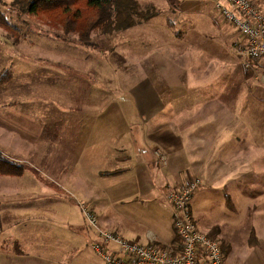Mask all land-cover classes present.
I'll use <instances>...</instances> for the list:
<instances>
[{"label": "rangeland", "instance_id": "374dc122", "mask_svg": "<svg viewBox=\"0 0 264 264\" xmlns=\"http://www.w3.org/2000/svg\"><path fill=\"white\" fill-rule=\"evenodd\" d=\"M12 1L0 0V10L12 25L19 28L16 35L8 31V36L7 31L0 26V77H3L5 70L12 73L10 80L0 82V150L8 159L23 164L24 168L17 175H0V215L3 221L0 230V258L9 254L20 257L24 253V258H31L36 254L32 253V247H26V241L32 243L35 240L42 243L37 247L41 249L37 253L39 258L47 255L42 253V249L53 253L57 247H53L52 241L62 245L66 242L70 233L68 223L74 225L71 218L81 227L83 225L84 231L89 233L87 239L90 245L95 239V234L89 229L78 205L79 202L91 204L89 200L93 198H88V192L82 190L86 186L97 189L94 200L96 204H101V216L111 218L115 228L130 239H136L138 235L152 228L150 216L156 214L157 207L171 208L174 215L165 190L167 184L165 181H159L161 177L157 183L145 176L142 181L128 183L124 178H117V174H105V171L117 168V159L114 158L117 156V117H113L117 113V91L114 89L117 87V79L115 71L110 68L114 61L117 63L119 59L117 53L121 52V56L132 58L131 63L146 64L147 50L151 49L153 44V47L156 46L153 42L155 39L151 37H158L157 45H163L165 39L161 38L160 34L169 38L170 35L166 34V31H169L178 39L177 34L184 32L186 38L189 36L188 39L193 42V35L187 32H195L190 24L194 19L203 28L211 25L207 21H213L226 37L222 42L225 46H230L233 41L230 49L232 61L235 59L234 81L245 77L246 74V79L256 82L264 90V58L251 60V66L245 64L244 57L238 50L245 42L243 35L216 9L212 0H206L204 4L201 3L202 0H196L197 5L189 0H138L143 8H156L157 15L148 20L137 18L133 26L114 34L103 35L96 31L89 43L81 42L77 34L65 33L63 25L57 21L34 16L12 6ZM252 1L264 11V0ZM210 27L212 29V26ZM17 41L18 43H15ZM175 42L172 39L171 45L182 44ZM197 42L195 40L194 44ZM161 49L160 47V53ZM218 49L219 59L216 63L220 67L219 77L222 74L220 70L225 66L221 58L226 56L224 48ZM181 50L179 53L183 55L184 48ZM177 53H171V58L177 59L173 62L182 65L192 63L187 59V54L178 56ZM225 54L228 56V53ZM240 58L242 66L236 64ZM181 59L185 63L180 62ZM258 61L263 63L261 67ZM89 62L103 70L99 74L105 79L103 83L100 81L99 85L104 88L100 92L104 100L87 106L81 102L75 103L74 99L72 105L73 101L66 92L68 87H73L76 95L97 93L98 85L93 86L87 82L79 81L72 83L74 86L67 85V76L70 73L66 69L77 65L79 70H83L81 65H88ZM52 65L61 66L58 67L57 74L49 71ZM90 74L98 75L93 72ZM223 77H226L225 74ZM259 89L260 91L253 87L244 89L238 107L239 111L244 112L250 107L251 119H234L233 126L230 127L232 129L226 136L229 143L241 145V140L247 138L242 135V129H246L250 123L248 138L257 142L256 146L251 145L247 152L249 160L244 161V172L249 168L247 177L243 178L244 188L240 189V185L234 183L205 186L206 190H200L192 204L193 214L202 231L205 232L211 225L221 224L223 231L232 234L239 244L244 242L245 248L239 249V252L241 255L246 253L244 261L248 260L249 264H264V239L263 246L249 245L247 233L248 228L251 229L256 223L255 213L260 212V207H264V201L258 200L252 194L248 197L243 194L246 187L251 188L253 192L264 188V91ZM125 96L127 97L126 93ZM252 123L261 125L260 132L253 130ZM81 128L88 131V147L81 150L77 148L78 144L71 156V152L66 149V143L71 140L70 134L81 131ZM262 132V143H259L257 135ZM100 153H104L102 159ZM70 175L74 178H69ZM76 178L83 183L74 185ZM85 181H88V185ZM55 189L62 195L56 196ZM68 191H71L70 195ZM7 193L17 196H10L8 202L6 196L2 197V194ZM262 195L264 193L260 196ZM47 206L54 210L63 209L61 217L49 219L46 214L36 211L46 209ZM68 215L69 221L66 217ZM261 221L264 222V216ZM219 230L216 226L210 231ZM234 230L236 232H233ZM260 234L264 238L262 229ZM252 235L251 231V237ZM22 241L26 251L20 253L17 244ZM86 247L87 243L77 256L88 258L89 263L95 262L97 252Z\"/></svg>", "mask_w": 264, "mask_h": 264}, {"label": "crops", "instance_id": "0c3cea01", "mask_svg": "<svg viewBox=\"0 0 264 264\" xmlns=\"http://www.w3.org/2000/svg\"><path fill=\"white\" fill-rule=\"evenodd\" d=\"M189 1L196 4V0ZM204 2L207 1H201L203 4ZM199 18L201 19V17ZM203 20L205 23L211 24L212 29L210 26L208 28L199 26V23L193 19L190 24L195 32H187L193 35V42L188 39L189 36L186 38L187 35L184 32L183 34H177L178 39H175L169 31H166V34L170 35V37L168 36L169 38L157 33L158 35L160 34L161 38L165 39V42H162L163 45H157L158 37H151V39H155L153 42L156 43V46L153 47V44L151 49L147 50L146 64L131 63L132 58L123 57L121 52L117 53L116 50L115 53L119 55V59H117V63L114 61V64L110 66L115 71L117 79V87L114 88L117 91V113L113 116L117 117V156L114 157L117 159V168L107 171L117 170V178H124L128 183L142 181L141 179L144 176L157 183V180L161 177L159 181H165L167 184L165 188L166 194L171 188L178 187L193 177H201L202 186L195 193L193 201L200 190H206H204L205 186L234 183L237 186L240 185V189L244 188L245 180L243 178L247 177L249 173V168H247L246 172L243 170L245 168L244 161L249 160L247 152L250 150V146L255 147L257 142L250 141L248 138L251 130L250 123L247 124L245 129L243 122L242 128L244 129H242V132L244 133L242 135L247 136V138L241 140V145H234L233 142H230V144L226 141V136L227 132L232 129L230 127L233 126L234 119L241 118L248 121L251 119L250 107L246 108V112L243 109V111H239L238 107L241 104L240 98L244 89L253 87L259 91V88L263 90V87L256 82L246 79L248 77L246 74V78L243 77L234 81L236 80L233 79L235 59L232 61V50L230 49L233 41L230 42V46H225L222 43L226 38L223 32L215 26L213 21L206 22L204 18ZM215 22L217 23L216 20ZM180 37L182 41H180ZM172 39L174 42L176 41V44H182L172 46ZM195 40L198 41V44H194ZM160 47L162 48V53L159 52ZM181 48H184V54L188 55L187 59L192 63L182 65L173 62L177 61V59L175 57L172 59L171 53L175 54V52H178L176 55L183 56L184 54L179 53L182 52ZM218 48H224V55L226 56V58H221L225 62V66L220 70L222 74L219 77L218 69L220 67L216 63L217 59H219ZM225 53H228V56ZM182 61L181 59L180 62ZM263 63L258 61L260 67ZM236 64L242 66L241 58ZM51 67L49 71L57 74L59 71L58 67L61 66L52 65ZM81 67L87 73L79 70L77 65L66 69L70 73L67 76V85H73L72 83L79 81L87 82L93 86L98 85L97 93L93 94L91 92L92 94H90L88 92L76 95L72 89L73 87H68L67 96L69 94L72 101L75 99V103L81 102L87 106L104 100L100 94L104 88L99 85V82L102 81L103 83L105 79L104 76L99 74L103 70L98 68V66L91 65L90 62L88 65H81ZM92 72L98 75H91L90 73ZM224 74L226 77H223ZM241 74L243 73L241 72ZM259 98L263 101V97L260 96ZM128 99L129 101H127ZM71 104L73 105L74 101ZM257 109H259L258 106ZM252 124L253 130L256 129L260 132V129H262L261 125L259 123L257 125L255 123ZM84 129L81 128V131H75L74 134H70L71 140L66 143V149L71 152V156H73L72 152H74L78 144L77 148L81 150L84 147L85 149L88 147V131ZM262 134L263 132L261 135H257L259 143H262L260 138ZM158 149L167 156L165 163L159 159L157 155ZM99 156L102 159L104 153H100ZM69 178L74 177L70 175ZM247 180L249 181V179ZM79 183L83 182L76 178L74 185L77 186ZM87 183L88 181H85L86 185H88ZM78 187L77 190L80 191L79 188L81 187ZM82 190L83 192H88V198H93L89 200L91 201L89 206L98 213L97 215H100L98 216L100 224L105 228L110 227V229L117 230L111 218L106 215L101 216V204H96L94 200L97 189L86 186ZM243 192H245L243 194L247 197L252 194L258 200L264 201V195L260 196L264 193V188H261L258 192H253L251 188L246 187ZM68 193L70 195L71 191H68ZM8 194H2L3 198L7 197L6 200L8 202L10 196H17L15 194L7 196ZM55 195L61 196L62 194L58 189H55ZM262 204L264 205V202ZM262 209L264 207H260V212L255 213L256 223L251 226V229L248 228L249 245H251V231L252 234L255 231L259 240V243L255 245L263 246L264 238L260 234L261 229L264 231V222L261 221L264 216V210ZM36 211L46 214L49 219H55L61 217V213L64 210H54L47 206L46 209ZM155 213L150 216L152 218V228L147 229L145 233L138 235L136 239L133 238L132 240L148 242L153 239L161 244L174 242L176 235L173 226L172 209L157 207ZM66 217L69 221L70 215ZM71 221L74 225L68 223L70 233L66 242L62 245L59 242L52 241L53 247H57L53 253L42 249V253H47V255L39 258L37 253L41 249H37V247L41 246L42 243L38 242V240L32 241V243L26 241V247H32V253L36 254L32 255V259L24 258L25 253L20 257L9 254L0 258V264H102V259L96 253L97 258L93 263H89V259L86 257L77 256V253L80 252V249L86 243L87 247L93 249L90 245L95 239H91L92 241L89 245V239H87L89 233L84 231L83 225L81 227L72 218ZM216 226L220 229L218 232L210 231L212 227L215 228ZM206 232L207 234L208 232L209 234L214 233L213 236L218 240L220 239L228 264H249L248 260L244 261L246 253L243 252L241 255L239 252V249L245 248L244 242L242 241V244H239L235 238L233 239L234 236L232 234L223 231L221 224L209 226ZM233 232L236 231L234 230ZM26 247L23 241L17 244V249L20 253H22L21 251H26Z\"/></svg>", "mask_w": 264, "mask_h": 264}, {"label": "built area", "instance_id": "2783aa9c", "mask_svg": "<svg viewBox=\"0 0 264 264\" xmlns=\"http://www.w3.org/2000/svg\"><path fill=\"white\" fill-rule=\"evenodd\" d=\"M214 5L226 19L241 32L244 44L239 47L245 64L264 58V13L252 0H214ZM264 79V67L262 68ZM157 155L162 162L167 156L160 149ZM202 185L200 177L173 187L168 192L172 205L173 226L178 240L161 246L156 240L140 242L124 237L117 231L105 228L99 217L84 202L78 205L84 219L96 236L92 247L102 264H228L221 242L202 231L192 212V201Z\"/></svg>", "mask_w": 264, "mask_h": 264}, {"label": "trees", "instance_id": "16d2710c", "mask_svg": "<svg viewBox=\"0 0 264 264\" xmlns=\"http://www.w3.org/2000/svg\"><path fill=\"white\" fill-rule=\"evenodd\" d=\"M212 1L214 2V0ZM11 5L20 8L25 13L57 21L63 25L65 33L77 34L79 40L86 43H89L92 34L96 31L103 35L114 34L133 26L137 18L148 20L158 13L156 8H143V5L138 0H13ZM262 12L264 13L263 10ZM0 26L7 31L8 36L10 35L8 31L16 35L19 30L17 26L10 23L1 10ZM15 43H18V41ZM256 59L259 58H255L254 61ZM2 76L0 77V82L10 80L12 73L9 70H5ZM23 168V164L13 159H8L0 150V175H17L22 172ZM105 174H117V170L105 171ZM93 211L96 212L94 209ZM2 226L3 221L0 215V230ZM89 229L92 230L90 227ZM117 232L123 235L121 232ZM253 233L251 244L259 243L255 231ZM208 235L211 238H216L213 236L214 233H208ZM96 236L95 234V240L97 239ZM177 240L178 236H176L174 242ZM159 244L161 246L166 245Z\"/></svg>", "mask_w": 264, "mask_h": 264}]
</instances>
